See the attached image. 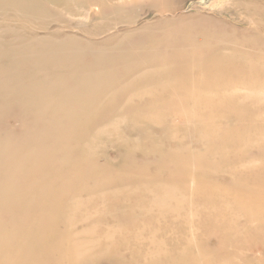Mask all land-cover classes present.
I'll use <instances>...</instances> for the list:
<instances>
[{
	"label": "rangeland",
	"instance_id": "rangeland-1",
	"mask_svg": "<svg viewBox=\"0 0 264 264\" xmlns=\"http://www.w3.org/2000/svg\"><path fill=\"white\" fill-rule=\"evenodd\" d=\"M96 1L97 2L102 1V2H104V4L101 6H97ZM110 1H112V2H110ZM139 1H141V2H139ZM139 1H135L133 3L132 0H123V1H119V0H0V40H1L0 41V43H1L0 44L1 45L0 46V76L3 75L2 78H5V76L10 77L11 79H13V82H15L14 81L15 76L17 75L20 82L24 83L23 85H25V84L34 85L37 83L39 84L40 82L41 83L44 82L45 77L43 75L45 74V72L47 73L50 71L48 74H45L47 76V78H49V75L52 78L54 75L58 76L62 72V71H60V70H62V69H60L61 68L60 65L65 66V63L63 64V62L65 60H63V59L65 57H66L65 59H67L70 56L73 57L74 54H79L80 56L83 55L84 60H83V58H81L83 60V62L82 61H80V62H82V64H87V65H92L95 62L94 60L92 61V59L94 57H96V59H99V57H100V59H102L104 57L110 58V59L111 58L112 59L113 58L114 59H116V58L121 59V57L122 58L126 57V58H128V60L131 59V60L136 62V63H134L133 61H130V64L128 65L127 62H129V61L124 58L125 61L121 62L120 65L117 67V69L113 70V71H115V72H113V76H115V77L112 76V78L110 79V77L107 78V76H105L104 79L102 78L100 83L110 82L111 80L115 79V81H117V84L115 87H111L112 89L106 90L107 92H103L99 96H96V90L99 86L98 83L89 82L88 84L81 86L82 91L83 92L85 91L86 94H84V96H82V98H78L79 96H77L76 101H72L73 102V110L72 111H75V113H76V111L78 110L79 116L73 115V114L69 115V116L65 115L66 112L71 111L70 108L72 106V103L71 104L70 103L63 104L64 102L57 103V102H59L57 100L58 91L52 92L50 95L48 94L49 96H46V97L44 96L42 99L44 100V98H46L47 99V100L45 99L46 101L41 100L42 104H44V105L55 106L54 115H51L48 117L38 116V111L36 112V110H32L31 108H25L22 110H17V108H16L17 105H19L21 103L23 104V101H21V100H23V98L21 97L22 91L19 90V87L22 86L21 83H20L21 85L19 84L20 86H17V88H15L13 90L12 96L4 97L0 93V95H1L0 96V128H1L0 129V132H1L0 133V150L10 149V147H13V148L18 147L19 150H17V151L13 149L14 150L13 157L15 159L17 158L14 161L15 163L18 161V165H22V169L20 172L23 175L21 180L16 179L15 182L13 181L14 182L13 186L16 185V187H14V189L11 191L10 194L7 195L6 198H3L2 194H3V192H5V189L7 188L6 185H8V183H10V182H8V181H10V179L6 178L4 176V174H3L4 178H3V176H2L3 179L0 178V181H1L0 182V202H1L0 203V210H1L0 211V220H1L0 221V225H1L0 226V239L3 237V233L4 234H7V233L12 234L11 238L13 239V240L10 239L9 242L3 248L0 247V251H2V252H0V255H11V254H13L15 247L18 246V247L22 248V245H23V248L28 247V248H30V251H33L35 248L37 249V250L35 249L32 252V253H34L33 255H31L32 253L29 251L28 257H27V259L33 258L34 260H37L38 259L37 257H39L41 255L40 254L41 251L36 247L37 246L36 244L39 243L38 246H40V244H41L40 242L42 240L43 241H46V240L49 241V239L47 237H50L52 235L51 238L54 240L57 239L55 242L59 243L62 251L65 252L66 254H67L68 250L71 251L70 253H68V255L70 256V259H76L75 253H78V252L80 253V250L79 251L77 250L78 252H74L73 249H70V248L68 249L66 247V245H64V244L67 242V240L73 241L77 234L80 236L81 239L78 238L79 236L77 238L83 242H86V241L96 242V239H98V240L99 239H106V237L108 235H110L109 237H112V239H115L117 241L119 239H121V241L127 240V241H130L132 243L134 242V240L136 242L135 238H137L139 235L138 238H140V239L143 238V239L142 240L138 239V240L141 243H142V241L146 242V243L145 242L143 243L142 249L144 247H146V248L151 247L150 248L151 251L154 249L156 250L158 248L162 249V251H166L168 244L172 243V241L173 242H177V241L181 242L179 237L180 238H181V236L183 237L182 233H184V231H187V233L190 234L189 233L190 230H188L189 225H191V226L193 225V231H194V237H193L194 239L190 238L191 243H193L194 245L196 244V245H199L200 247H202L200 249H205L207 247L206 245H204L207 243L206 238H207V231H208L207 230V223L205 220V214H207V202L203 198V195H204L203 193H205L207 191V188L206 189L202 188V187L207 186V185H201L199 183L198 187H197V183H198L199 179H203L205 182L208 181L210 183H212L213 180H210L207 177H203L202 175H199L196 173V175L194 177L196 178L195 180L197 183L194 185V189L196 190L195 192H197V193L192 195L193 197L195 196L194 198L190 194L187 195L184 193L185 187L181 186L182 187L181 188L180 185H177V194L179 196V203L178 204L173 203L170 205L166 201V205L164 204V208L167 211H171V209L176 208L177 205L179 206V208L181 206L180 214L182 216L180 214H179V216L177 215V216H172V217H170L171 215H169V216L165 215L164 217L163 216L160 217L161 223H160L159 218H156L158 216L156 214H153L155 212L154 211L155 210V207H154L155 204L153 205L152 211L149 208V204L151 206L153 203L152 199L149 200L150 198L149 199L147 198L149 193H147L145 196V193L148 191L146 188L149 189L148 184H150V183H151L150 187L155 186L154 188H156V186H157L156 189H158V190H161L163 188L162 190L164 192L169 187V186H166L167 183H169L170 181H173V182L179 181L178 184H181V181L185 178V176H183V174H180V175L178 174L175 177V176H171L172 173L170 175V173H169L170 171L167 172V170L166 171L164 169L162 170L161 161H160L161 155L168 154L169 152H171V149L173 150V148L175 147L174 148V150H175L176 148L179 147V145H181L179 147L181 151L183 149L184 150L190 149V150H193V152H195L197 154V156L201 155L204 148L201 144V141L197 140L199 138H198V133H196V132H199L198 129H200V126H199L198 120H197L199 113L194 112L192 114V116L190 118L193 119L192 120L193 122L190 123V126L188 123L183 124V122H180L178 124V126H179V129H178L179 132L177 134L178 139L176 138L175 140L179 141V139H180L181 141L172 142L171 140H173V139H171L169 137V135L166 133L167 129L165 126H157L153 123H148V122L144 121L146 119L144 117L146 115V113L152 111L151 106H150L151 109L150 108L147 109V106H148L147 103H139L137 101V99H133L131 101H129V99H128L129 97L132 96L133 93H137L142 88L146 87L147 84L136 85L133 88L129 89V91L128 90L122 91L121 87L127 85L130 81H132L134 79V77H131L132 76L131 74L134 71L140 69V67L146 68L147 65H149V62H147L143 58L145 57L146 53H149L150 47L153 44L152 42L156 43L155 45H153V48H152V50H153V49H155L154 46H156L157 43H160L161 41L165 42L164 38L170 39L174 33H180L181 32V34H183L184 36L187 35V36H185L186 38L185 37H183V38L175 37V38H177V41H183L186 39L187 41L191 40V41H194V42L199 43V44H204V45L208 44L207 45V55L210 53L213 54L216 50L217 51L219 50L221 52L223 50V48H229V47L232 48L236 45L235 43H237L238 46L243 45L241 48L244 50H249V51L255 50V53H258L256 51H260V49H258L259 48L258 46L255 49H253V46L250 43L251 39H253L251 34H250L251 35L250 38L244 39V37H243L244 36L243 31L247 29V25H245L244 21H243L244 16H245V15H243L245 13V11H244L245 6L241 2H243L245 0H235L236 2L234 0L233 1L232 0L231 1L230 0H175V1H171L170 4L168 3V6L170 9L167 10V5L165 6V9H166L165 14L161 12V9L159 10V6H157L158 8H156V10L154 9L155 7L154 8L151 7L152 4H155V0H139ZM144 1H145V3H144ZM250 2L253 3V4H251L252 8H255L259 11L262 8L261 11L263 10V7H264V5H263L264 1L263 0H251ZM139 4H141V5H139ZM110 5H112V6H110ZM127 5H129V7H127ZM131 5H133V6H131ZM84 7H87L88 9H92V11H93V13H92L93 15H92V18L90 20L89 19L85 20L84 17L80 16V14L84 13V11L86 10V9H83ZM112 9H113V11H112ZM172 9H173V11H175V10L176 11L173 12ZM103 10H104V12H103ZM150 11H151V13H150ZM239 11L242 14L239 13ZM85 13H86V11H85ZM235 13H237V14H235ZM175 17H177V18H175ZM157 18H161V19H157ZM122 19H123V22L129 23L132 21H137V23L132 25V28H131V25L119 24V23H121ZM218 19H220V20H218ZM163 20H165V21H163ZM118 21H119V23L117 24L116 22H118ZM170 21H171V23H170ZM238 21H241V22H238ZM110 22H112V24ZM147 22H148V24H147ZM157 22L159 24H157ZM228 22L230 24H228ZM163 23L165 25H163ZM239 24H241V25H239ZM154 25H155V27H154ZM99 27L101 29H99ZM109 27H111V28H109ZM172 27H174V28H172ZM126 28L129 30H125ZM150 28H151V30H150ZM175 28L177 29V31L175 30ZM22 29L24 31H22ZM60 29H62L64 31L61 32V31H59ZM144 29H146V30H144ZM154 29H155V31H154ZM228 30H229V33H228ZM257 30L259 32L261 31V33H264V31H263L264 28L263 29L258 28ZM132 31H134V32L132 33ZM126 32H128V33H126ZM165 32H168V34H165ZM97 33H99V35ZM226 33L228 35L230 34L228 36V38H227ZM237 33H239V34H237ZM115 34L116 35L118 34V36H116ZM150 34L151 35L153 34V35L150 36ZM189 35H190V37H188ZM233 35H234V38H233ZM67 36L68 37L70 36L71 38H67ZM239 36H240V38H239ZM19 37H20V39H19ZM137 37H140V39ZM180 37H182V36L180 35ZM236 38H238V39H236ZM35 39H36V41H35ZM88 39H90V40H88ZM137 39H139V41ZM143 39H145L146 41ZM233 40H235V41L237 40V41L234 42ZM31 41H32V43H31ZM131 41H133V42H131ZM12 42H14V43H12ZM134 42H136V43H134ZM137 42H139V43H137ZM238 42H239V44H238ZM209 43H212V44H209ZM217 43H218V45H217ZM233 43H234V46H233ZM126 44H127V46H125ZM16 45H17V47H16ZM101 45H102V47H101ZM110 45H113V46H110ZM122 45H124V46H122ZM13 46H15V48ZM19 46H21V47L18 48ZM25 46H26V48H25ZM39 46H42L43 48H41ZM12 47H13V49H12ZM52 48H54V49H52ZM235 48H236V46H235ZM238 48H240V47H238ZM20 49H21V51H20ZM122 49H124V50H122ZM1 52H3V54H1ZM65 52H67V53H65ZM69 52H70V54H69ZM116 52H117V54H116ZM118 52H119V55H118ZM220 52H218V53H220ZM57 53L60 55L58 56ZM83 53L86 55H84ZM63 54H64V56H61ZM102 54H103V57L101 58ZM120 54H122V55H120ZM52 55L54 57H56L55 55H57L58 57H56L55 60H53L54 58L52 59V57H53ZM72 57L68 58L69 59L68 66H70V61H71V64L73 63V64H76L78 66L79 63L77 62V60L76 61L73 60ZM36 58H38V59H36ZM40 58H42V61ZM46 58H48V59H46ZM35 59H36V62H35ZM59 59H61V61H62L61 63H60ZM31 60H32V62L34 61V63H32ZM43 61H45V62H43ZM55 61H57V62H55ZM85 61H87L88 63ZM39 62H41V64H43V66L42 65L40 66ZM89 62H90V64H89ZM18 65H20V66H18ZM76 65H73V67H76ZM37 66H39V67H37ZM7 69H9V71ZM41 69L43 71H40ZM12 70H14V71L16 70V71L14 72ZM28 71L30 74L28 73ZM11 72H13V73H11ZM42 73H44V74H42ZM53 73H54V75H53ZM79 73L81 74V72H79ZM199 74L200 73H196L195 77H198ZM31 75H34V76H31ZM32 77H35V81L33 80ZM30 78L32 80H30ZM24 80H25V82H24ZM38 80H40V81H38ZM32 81H34V83ZM149 82L151 84H149L148 87L151 88L153 83H152V81H149ZM35 87H37V86H34L33 88H35ZM21 88H23V87H21ZM111 91H113V92L110 94ZM254 92H257V91H254ZM239 93H240V95H245L247 92L240 91ZM111 95L112 96L117 95L118 97H115L113 100H110V98L112 97ZM165 95L169 96V93H167ZM203 95L204 96L207 95L208 97H214L218 94L216 92H209V93H204ZM257 95H259L260 97H264V90H260L255 96H257ZM48 98H50V99H48ZM261 99H264V98H261ZM77 100H79V101L77 102ZM125 100H126V103H125ZM24 104H26V107H27V105L29 103H24ZM58 104H60V105H58ZM137 106H140V107H137ZM144 106H146V108ZM130 108H131V111H132V109H133V111L137 110L136 112L140 113L141 115H138V116H133V115L119 116V114L121 112H126V113L129 112ZM142 108H144V111H142L143 110ZM81 109H83V111H84V112L82 111L83 113L80 112ZM155 112L158 113L157 116H166L168 118L166 120L171 121L172 117L167 116V111L157 109ZM143 114H144V116H143ZM117 117H119V119H117ZM123 117H125V118H123ZM142 117H144V118H142ZM222 117L223 116H220V119ZM114 118L117 120L114 121L115 120ZM120 118H123V120H121ZM224 118L226 119V120H224V122L225 121L228 122V124H230V126H232V127L235 126L236 123H235L234 118H230L227 116H224ZM224 118H222V119H224ZM44 119L47 122H45ZM43 121H44V123H43ZM110 121H112L113 124H112V122L110 123ZM118 121H119L120 125H118ZM108 122H109V124H107ZM232 123H234V124H232ZM21 124H23V125H21ZM114 124H115V127H113ZM224 124H226V123H224ZM26 125H27V127H26ZM99 127L101 128V130ZM142 127H145V128H142ZM117 128H118V130H117ZM116 130H117V132H115ZM33 134H35V135H33ZM38 134L39 135L42 134L43 136L41 137ZM183 134H184V136H183ZM45 135H46V137H45ZM20 136H21V138H19ZM37 136H39L41 138L38 137L39 139L36 140ZM91 136H92V138H91ZM188 136H190V138ZM34 137H36V138H34ZM182 137L185 138V140L181 139ZM187 137L191 141L188 140ZM44 138H46V140ZM52 139H54V140H52ZM20 140H22L23 142H20ZM35 140L36 141L40 140V142L37 143L34 146V148L33 147L29 148V145H30L29 142L31 141L30 143H32V142L35 143L36 142ZM53 142H55V143L53 144ZM85 142H87V143H85ZM134 145H136V146H134ZM165 145H166V147L170 146V148L167 147V149H166ZM185 145H187L188 147L184 148ZM26 147H27V149H25ZM136 148H138V149H136ZM152 148H156V150L152 151L151 153H148L147 150H150ZM194 148H195V151H194ZM67 149H68V151H67ZM29 150L36 151V153H34V154H31L32 152L27 153V151H29ZM166 151H167V153H165ZM160 152H162V153H160ZM117 154H119V155H117ZM135 154H137L138 156ZM130 155L132 158L129 157ZM151 155H153V156L151 157ZM151 158H153V160L150 161ZM63 160H65V161H63ZM146 161H148L149 164H148V162L146 164ZM115 162H117V163H115ZM132 162H133V164H132ZM144 162H145V164H144ZM129 163H131L132 166ZM139 164H141V166ZM76 165H77V167H76ZM142 165L144 167L143 170L145 172L142 170V168H143ZM148 165H150V166H148ZM156 165L159 167V169L156 168ZM128 166L129 167L131 166V167L129 168ZM136 167H138V169L139 168L141 169L140 172L138 171V169H136ZM153 167H155V168H153ZM0 168H1L0 171H2V173H3L4 169L6 168V164L3 161L1 155H0ZM50 168H52V169H50ZM83 168H84V170H83ZM108 168H110L111 171ZM146 168H148V169H146ZM170 168H173V167H170ZM131 169L134 171H131ZM149 169L150 170L156 169L157 174H160V177L155 178L156 172L153 171L155 173L154 174L153 172L149 171ZM106 170L110 171L109 172L110 176L107 177V179H109L108 181H107L106 177H104L108 173ZM54 171L56 173H54V175H52V173ZM88 171H89V173H87ZM115 171H117V172L115 173ZM159 171L161 173L163 171L164 175H162L163 173L161 174ZM82 172H84V173H82ZM151 173H152V175H151ZM39 174L42 177L40 176V178H39ZM72 174L75 177L74 176L72 177ZM133 174H135V176H133ZM136 174H140L143 178L145 176L146 180L149 182H145V179H143L142 177L140 178V176L136 175ZM153 175H154V177H152ZM43 176L46 177V179L43 178ZM50 176H51V178H50ZM79 176H82V178H80ZM137 176H138V178H137ZM162 176L163 177L165 176L164 179ZM48 177H49V179H48ZM54 177H56V178L54 179ZM100 177L102 178V180L105 178L103 180V184L101 183L102 180ZM5 178L8 180L6 181ZM147 178H149V179L152 178V179L149 180ZM64 179H66V180H64ZM155 179H156V181H159L160 179H162V180H164V183L162 180H161L162 182L161 181L155 182ZM165 179H166V182H165ZM56 180H57V182H55ZM41 181H42V183H41ZM75 181L80 182V184H76ZM91 181L94 182V184ZM140 181L142 182L143 185L140 183ZM151 181L154 183H152ZM215 181H217V180L215 179ZM59 182L60 183L62 182L61 185L59 184ZM99 183H100V185H99ZM86 184L88 187L86 186ZM77 185H78V187H76ZM83 185H85L86 187ZM128 185L131 186V189L129 188ZM23 186H24V188H23ZM56 186H58V188ZM100 186H101V189L99 188ZM123 186H125V187H123ZM143 186H146V187H143ZM49 187H51V188H49ZM79 187H80V189H79ZM113 187H114V191L117 192L119 190L118 194H120V195H118L114 191H113V193H115L116 195L113 193L112 194L110 193V190H113L112 189ZM117 187H119V189ZM40 188H41V190H40ZM46 188H47V190H46ZM83 188H84V190H83ZM134 188L136 190L137 189L138 190L133 191V190H135ZM178 188H180V189H178ZM198 188H201V189L199 190ZM63 189L65 190V192ZM76 189H78V190H76ZM81 189H82V191H80ZM181 189H184V190H181ZM57 190H59V191H57ZM74 190L77 192H75ZM107 190H109V191H107ZM95 191H97V192H95ZM102 191L107 192L106 194L109 193V195L106 196L105 193H103ZM142 191H144V192H142ZM56 192H58V193L62 192L61 194L64 193L65 199H64V197H62V195L60 197V194H56ZM72 192H75V193H73L74 195L72 194ZM120 192H122V194ZM96 193H97L98 199L95 198ZM136 193H138V194H136ZM76 194L77 195L79 194V196H77ZM134 194H136V196H134ZM70 195H73L74 197L70 196ZM89 195H92V196H89ZM113 195H115V198ZM23 196L24 197L26 196L25 199L27 198V200L25 201L26 206H25L24 202L21 203L23 200H25V199H22V198H24ZM88 196H89V198H88ZM142 196H143V198H142ZM161 196H164V194H162ZM31 197L34 201H30ZM46 197H47V199H46ZM70 197H73L72 198L73 200H71V203L69 204L70 200H68V199H71ZM76 197H77V202H79V200H80L79 203H81V204L83 203V205L85 207L79 208V206H83V205H81V204L78 205L79 203L76 202ZM79 197L81 199H79ZM90 197L94 198L95 200L94 199L92 200ZM103 197H104V199H103ZM83 198H85V200H83ZM197 198L201 202L199 200H197ZM60 199H62V200L60 201ZM87 200L89 202H87ZM90 200H92L93 202ZM35 201H36V204H35L36 206L32 207V205H34L33 203H35ZM72 201H74V202H72ZM101 201H102V204H101ZM192 201H193L194 205H193ZM15 202L20 203V205L15 204ZM29 202H33V203H29ZM53 202H54V204H53ZM72 203H73V205H72ZM22 204H24V205L22 206ZM16 205H18V206H16ZM41 205L42 206L44 205V207L47 208V211ZM57 205H58V207H57ZM103 205H104V207H103ZM183 205H185V206H183ZM27 206H29V207H27ZM37 206H41V208H43V212H42V209L40 207H37ZM47 206H49V208ZM196 206H197V208H196ZM53 207L61 208V211L57 208L55 211V208L53 209ZM102 207H103V209H102ZM192 207H193V209H192ZM39 208H40V210H39ZM68 208H70V209H68ZM185 208L188 211L185 210ZM4 209H6V210H4ZM7 209H8V212H6ZM78 209H82V210H80L81 212ZM95 209H96V211H95ZM97 209H99V210H97ZM199 209H200L201 214L199 212ZM3 210H4V213L2 212ZM62 210H64V211L62 212ZM147 210H149L152 214L148 215L149 211H147ZM201 210H203V213ZM44 211H45V213H44ZM54 211H55V213L52 214V212H54ZM71 211L73 214H69ZM82 211L83 212L87 211L88 214H87V212H84L85 215H84V213L82 215ZM182 211H184V213ZM47 212H49L48 213L49 215L48 214L46 215ZM57 212H58V214H56ZM80 213L82 216L80 215ZM91 213L94 216L89 215ZM145 213H148V214L146 216H143V215H145ZM198 213H199V215H197ZM54 214H56V215H54ZM191 214H192V217H191ZM68 215H73V216H68ZM28 216H29V218H28ZM67 216H68V219H67ZM1 217H3V221H2ZM80 217H83V218L80 219ZM173 217H174V219H173ZM144 218H146V220L147 219L148 220L146 221ZM162 218H164V219L167 218L169 220L166 221V219L164 220ZM191 218L194 219V221H195V219H197V220L195 222H193V220ZM87 219H89L88 223L86 222ZM143 219L145 220L146 223L143 221ZM179 219H181L180 221H182V222H184V219H185V222L182 224L180 221H177ZM42 220H45V222L47 221V222H51V223L53 220V224H54V220L58 221V223L55 222L56 223L55 226H56V228L58 227L57 230L59 231V233H60V231L64 230V227L68 232L66 230H65L66 233H65V231L64 232L62 231V233H63V235H65V237L62 234L60 235L61 237H58L59 234L56 235L57 231L54 232V231L49 230L50 232H48V231H46L47 229L46 230L44 229V231H43V228L41 229V232H40V228L45 225V222L40 223V221H42ZM132 220H134L135 223ZM155 220H156V225L154 223ZM172 220H174V222ZM22 221H23V223H22ZM60 221H61V223H63L62 226H61V223L59 224ZM65 221L67 223H69L68 226H67ZM74 221H76V222H74ZM163 221L165 224L163 223ZM1 222L5 223V224L3 225V223H1ZM12 222H14V223H12ZM77 222H78V224H77ZM81 222H82V225H80ZM91 222H92V224H91ZM150 222L152 224L153 223L154 224L153 225L149 224ZM175 222L179 223V225H180V223L182 224L179 226L181 228V231H180V228L178 226L175 227V225H176ZM101 223L104 227L107 224L108 225L104 228L101 225ZM124 223L126 224V226L124 225ZM131 223L133 225H129ZM136 223H138L137 224L138 226L135 225ZM11 224H13L14 227ZM53 224H51V225H53ZM74 224H76V225H74ZM97 224H98V227L96 226ZM119 224H122V226H123V227L121 226L122 231H120L121 229H119V227H120ZM184 224H185V226H184ZM116 225H117V227H116ZM146 225H147V228H149L148 230L144 229V228H146ZM59 226L61 229L59 228ZM85 226H87V227H85ZM113 226H114V228H113ZM154 226L157 228H155ZM164 226L165 227L171 226V227H169V230H171V232L168 229L164 230L165 229ZM12 227L14 230L11 229ZM99 227H101V228H99ZM25 228H26V230H25ZM74 228H77L78 230H76ZM86 228H87V230H86ZM174 228L176 231L174 230ZM7 229H9V230H7ZM73 229H74V231L76 230L75 233H73L74 232ZM116 229H118L117 230V232L119 231L118 233L115 231ZM152 229L153 230L156 229L158 232L156 230L153 231ZM160 229L165 231V232L164 233L161 232ZM93 230H96V231L94 232ZM145 230H147L146 233H145ZM149 230H151L150 231L151 233L148 232ZM35 231L39 232V233L37 234V233H35ZM127 231H128V233H127ZM132 231L134 233H131ZM173 231L175 232V234H173L174 233ZM15 232L17 233V235H15L16 234ZM42 232H44L46 234L48 232L47 235H49V236L41 235V234H43ZM81 232H83V233H81ZM123 232L125 234H127L126 236H128V238L125 237V234ZM68 233H70L71 237L68 236L69 235ZM101 233H103V234H101ZM129 233H131V234H129ZM165 233H166V235H163ZM176 233H180L181 235L176 234ZM1 234H2V237H1ZM34 234H37V235L40 234L39 237L41 239L44 237L45 239L41 240L37 235H35L36 237L33 236ZM94 234H96L97 236ZM121 234H124V235L121 236ZM148 234H150V235H148ZM157 234H159V235H157ZM171 234H173V235L171 236ZM25 235H27L25 238L29 239V240L27 239V241H29L28 243H31L33 241L32 242L33 247H35L34 249L32 248L33 250H31V247H32L31 244H28L27 241H25L26 239L23 240ZM30 235H31V237H30ZM54 235L57 236L56 239L54 238ZM88 235H91L92 237L88 236ZM98 235H99V237H98ZM118 236H120V238ZM134 236H137V237H134ZM144 236H145V238H144ZM167 236H168V240L172 237L171 241L167 240L165 242V240L167 239ZM174 236H176V237L179 236V237H178V239L175 237L177 239V240H175L173 238ZM18 237L21 238V240ZM198 237H199V239H198ZM15 238H17V239H15ZM34 238L35 239L39 238L40 240L39 239H37V240L40 242L37 243L36 240L34 241ZM68 238H71V239H68ZM84 238H89V239H84ZM108 238H107V240H108ZM122 238H124V239H122ZM52 239L49 242H51V241L54 242V240H52ZM154 239H156V241ZM115 240H112V241L114 243H116L117 241H115ZM196 240H198V241H196ZM21 242H22V244H21ZM77 242L80 243V241H78V240H77ZM140 242H137V243H140ZM148 243H150L151 246L147 245ZM19 244H21V245L19 246ZM100 245H99V247H101L100 251H99L100 248H97V246L94 245L95 249L91 250V251H93L92 252L93 255H92V253H89V254H91V256L89 254H81L80 253L81 257L78 259V261L79 260L80 261L77 264H81V261H82V264H87V263L88 264H97L98 262H99L98 264H116L110 260L108 261V260L103 259V257H104L103 254L106 253L104 250L107 249L106 247H109V246L104 244V243H102ZM102 245H104V246L102 247ZM132 245H134V244H132ZM144 245H146V246H144ZM65 248H67L68 250ZM8 249L11 251H9ZM3 250H5V251H3ZM37 251H39V253ZM29 253H31V254H29ZM34 255H35L36 259H35V257H33ZM84 255H88V257L84 256ZM144 255H145V252H144L143 257L149 256L150 254H147L145 256ZM90 257H91V259H89ZM50 258H52V257H50ZM50 258H49V260H50ZM90 260H92V261H90ZM84 261H86V262H84ZM50 262H52V261L50 260ZM45 263L46 262L44 260V264ZM66 263H67V260H66ZM26 264H32V262H28ZM48 264H49V262H48Z\"/></svg>",
	"mask_w": 264,
	"mask_h": 264
},
{
	"label": "bare ground",
	"instance_id": "bare-ground-1",
	"mask_svg": "<svg viewBox=\"0 0 264 264\" xmlns=\"http://www.w3.org/2000/svg\"><path fill=\"white\" fill-rule=\"evenodd\" d=\"M119 1H123V0H119ZM133 3L135 1H139V0H132ZM171 1H175V0H155V4H152V8H154L156 10V8H158L157 6H159V10L161 9V12L165 14V6L167 5V10L170 9L168 6V3L170 4ZM231 1V0H230ZM233 1V0H232ZM235 1V0H234ZM251 0H245L241 3L244 4V8H245V13L243 15L244 16V24L247 25V29L243 31L244 33V39L250 38L251 35L253 37V39H251V45L253 46V49H255L257 46L259 47L258 49H260V51H256L258 53H255V50L249 51V50H244L241 47L243 45H237V43H235L236 48L233 46L232 48H223V50L220 52L219 50L215 51L213 54H208L207 55V45L204 44H199L196 43L194 41H187L185 38V36L187 35H183L180 33H174L170 39L164 38L165 42L161 41L160 43H157L155 47V49L152 50L153 45H155L156 43L152 42V46L150 47V51L149 53L145 54V57L143 58L144 60H146L147 62H149V65H147L146 68L144 67H140V69L134 71L131 75V77H134V79L132 81H130L127 85L121 87L122 91L124 90H128L133 88L136 85H146V87L142 88L140 91H138L137 93H133L131 97H129V101L133 100V99H137V101L139 103H147V109L150 108V106L152 107V111L150 112H145L146 115L143 116L146 118L144 121L148 122V123H153L157 126H165L167 129V134L169 135V137L173 140H171L172 142L174 141H178L175 140L178 134V129L179 126L178 124L180 122H183V124L188 123L190 126V123H192L193 119L190 118L192 116V114L195 112L199 113V116L197 117L198 120V124L200 126V129H198L199 132L198 133V138L197 140L201 141V144L203 146V151L201 153V155L197 156V154L195 152H193V150L190 149H186V150H180V146L178 148H176L174 150L171 149V152H169L166 155H161V166H162V170L164 169L165 171L167 170L170 171V175L172 173L171 176H175L176 175H180L183 174V176H185V178L181 181V184H178L179 181H170L169 183L166 184V186H169L164 192H163V188L161 190H158L154 187H150L151 183L148 184L149 189L146 188L148 191L145 193V196L147 193L148 194V199L149 200H153L152 205L150 206L149 204V208L152 211L153 205L155 204V212L153 214H156L160 220V217H164L171 215L172 216H179L180 214V208L177 205L176 208L171 209V211H167L164 208V204L166 205V201L171 205L173 203H179V196L177 194V185H180V187H185V194H190L191 196L197 192H195L196 190L194 189V185L197 183L196 182V178L194 177L197 174L202 175L203 177H207L210 180H213L212 183L210 182H205L203 179H199L198 183H197V187L198 184L200 183L201 185H207L204 186L202 188H207V191L205 193H203V198L205 199V201L207 202V214H205V220L207 223V243L204 244L207 247L205 249H200L202 247H200L199 245H194L193 243H191L190 238L194 237V231H193V225H187L188 226V230L190 234L187 233V231H184L183 237L181 236V238L179 236H174L173 238L175 240L180 239L181 242H173L168 244L166 251H162V249L158 248V249H154V250H150L151 247H143V243L145 241H142V243L138 240L140 238L139 235L134 236L137 237L136 242L134 240V242H130V241H125L119 239L118 241L115 239H112V237H109L110 235H108L106 237V239H96V242L94 241H86L83 242L79 239L80 236L77 234L75 237V241H71V240H67V242L64 244L66 245V247L69 249H73L74 252H78L80 250L81 254H89L92 253L95 247L94 245L97 246V248H100L99 251L101 250V247H99L100 244L104 243L106 245H108L109 247H106L107 249H105L104 251L106 252L105 254H103V259L105 260H110L113 263L116 264H264V97H260L259 95L255 96L260 90H264V33H261V31L259 32L257 29L264 28V7L263 10L260 11L252 8ZM264 1V0H263ZM97 2V1H96ZM112 2V1H110ZM141 2V1H139ZM152 2V1H151ZM236 2V1H235ZM125 3V2H124ZM130 3V2H129ZM145 3V1H144ZM143 3V4H144ZM104 2L102 1H98L97 2V6H101L103 5ZM115 4V3H114ZM121 4V3H120ZM126 4V3H125ZM230 4V3H229ZM260 4V3H259ZM117 5V4H116ZM138 5V4H137ZM141 5V4H139ZM264 5V4H263ZM112 6V5H110ZM126 6V5H125ZM133 6V5H131ZM135 6V5H134ZM106 7V6H105ZM108 7V6H107ZM127 7H129V5H127ZM171 7V6H170ZM254 7V6H253ZM150 8V7H149ZM258 8V7H257ZM83 9H86V13L84 11V13L80 14L81 17H84L85 20H90L92 18V9H88L87 7H84ZM138 9V8H137ZM175 9V8H174ZM111 10V9H110ZM109 10V11H110ZM154 10V11H155ZM158 10V11H159ZM184 10V9H183ZM113 11V9H112ZM173 11V9H172ZM176 11V10H175ZM173 11V12H175ZM234 11V10H233ZM104 12V10H103ZM134 12V11H133ZM180 12V11H179ZM237 12V11H236ZM151 13V11H150ZM158 13V12H157ZM238 13V12H237ZM235 13V14H237ZM239 13H241L239 11ZM143 14V13H142ZM161 14V13H160ZM175 14V13H174ZM177 14V13H176ZM234 14V15H235ZM242 14V13H241ZM147 15V14H146ZM155 15V14H154ZM159 15V14H158ZM162 15V14H161ZM239 15V14H238ZM118 16V15H117ZM116 16V17H117ZM145 16V15H144ZM150 16V15H149ZM148 16V17H149ZM169 16V15H168ZM172 16V15H171ZM176 16V15H175ZM241 16V15H240ZM143 17V16H142ZM170 17V16H169ZM181 17V16H180ZM242 17V16H241ZM162 18V17H161ZM161 18H157V19H161ZM177 18V17H175ZM135 19V18H134ZM133 19V20H134ZM163 19V18H162ZM182 19V18H181ZM215 19V18H214ZM241 19V18H240ZM147 20V19H146ZM166 20V19H165ZM163 20V21H165ZM220 20V19H218ZM108 21V20H107ZM149 21V20H148ZM155 21V20H154ZM224 21V20H223ZM233 21V20H232ZM144 22V21H143ZM241 22V21H238ZM112 24V22H110ZM117 24L119 23L116 22ZM135 23H137V21H132V22H123V19L121 20V23L119 24H128L134 25ZM140 23V22H139ZM171 23V21H170ZM223 23V22H222ZM236 23V22H235ZM148 24V22H147ZM151 24V23H150ZM157 24H159L157 22ZM185 24V23H184ZM228 24H230L228 22ZM2 25V24H1ZM38 25V24H37ZM143 25V24H142ZM146 25V24H145ZM163 25H165L163 23ZM171 25V24H170ZM177 25V24H176ZM175 25V26H176ZM241 25V24H239ZM238 25V26H239ZM94 26V25H93ZM137 26V25H136ZM167 26V25H166ZM178 26V25H177ZM135 27V26H134ZM155 27V25H154ZM181 27V26H180ZM3 28V27H2ZM111 28V27H109ZM125 28V27H124ZM130 28V29H131ZM166 28V27H165ZM174 28V27H172ZM179 28V27H178ZM227 28V27H226ZM6 29V28H5ZM97 29V28H96ZM99 29H101L99 27ZM98 29V30H99ZM136 29V28H135ZM161 29V28H160ZM3 30V29H2ZM20 30V29H19ZM39 30V29H38ZM112 30V29H111ZM125 30H129V29H125ZM140 30V29H139ZM142 30V29H141ZM146 30V29H144ZM151 30V28H150ZM167 30V29H166ZM175 30L177 31V29L175 28ZM174 30V31H175ZM227 30V29H226ZM21 31V30H20ZM22 31H24L22 29ZM59 31H64L62 29H60ZM86 31V30H85ZM114 31V30H113ZM112 31V32H113ZM155 31V29H154ZM173 31V32H174ZM237 31V30H236ZM264 31V30H263ZM98 32V31H97ZM100 32V31H99ZM134 31H132L133 33ZM5 33V32H4ZM115 33V32H114ZM123 33V32H122ZM128 33V32H126ZM229 33V30H228ZM232 33V32H231ZM99 35V33H97ZM110 34V33H109ZM140 34V33H139ZM144 34V33H143ZM146 34V33H145ZM163 34V33H162ZM165 34H168V32H165ZM172 34V33H171ZM182 37H180V35ZM225 34V33H224ZM227 34V33H226ZM239 34V33H237ZM251 34V35H250ZM39 35V34H38ZM87 35V34H86ZM116 35V34H115ZM114 35V36H115ZM124 35V34H123ZM127 35V34H126ZM147 35V34H146ZM153 35V34H152ZM150 34V36H152ZM159 35V34H158ZM223 35V34H222ZM230 35V34H229ZM227 34V38L229 36ZM250 35V36H249ZM63 36V35H62ZM71 36V35H70ZM67 38H71V37ZM109 36V35H108ZM118 36V34L116 35ZM149 36V35H148ZM149 36V37H150ZM155 36V35H154ZM153 36V37H154ZM170 36V35H169ZM168 36V37H169ZM238 36V35H237ZM76 37V36H75ZM80 37V36H79ZM127 37V36H126ZM156 37V36H155ZM174 37V38H173ZM183 38L185 37L183 41H177V38ZM190 37V35L188 36ZM187 37V38H188ZM193 37V36H192ZM200 37V36H199ZM63 38V37H62ZM84 38V37H83ZM140 39V37H137ZM207 38V37H206ZM226 38V39H227ZM234 38V35H233ZM240 38V36H239ZM12 39V38H11ZM17 39V38H16ZM20 39V37H19ZM34 39V38H33ZM42 39V38H41ZM45 39V38H44ZM58 39V38H57ZM64 39V38H63ZM85 39V38H84ZM120 39V38H119ZM118 39V40H119ZM134 39V38H133ZM139 39H137L139 41ZM146 39V38H145ZM143 39V40H145ZM238 39V38H236ZM3 40V39H2ZM5 40V39H4ZM86 40V39H85ZM90 40V39H88ZM155 40V39H154ZM1 41V40H0ZM17 41V40H16ZM15 41V42H16ZM36 41V39H35ZM103 41V40H102ZM141 41V40H140ZM146 41V40H145ZM228 41V40H227ZM234 42H236L235 40H233ZM29 42V41H28ZM70 42V41H69ZM101 42V41H100ZM118 42V41H117ZM128 42V41H127ZM126 42V43H127ZM133 42V41H131ZM130 42V43H131ZM142 42V41H141ZM140 42V43H141ZM248 42V41H247ZM14 43V42H12ZM30 43V42H29ZM32 43V41H31ZM38 43V42H37ZM43 43V42H42ZM47 43V42H46ZM116 43V42H115ZM136 43V42H134ZM139 43V42H137ZM226 43V42H225ZM232 43V42H231ZM1 44V43H0ZM212 44V43H209ZM239 44V42H238ZM32 45V44H31ZM39 45V44H38ZM114 45V44H113ZM110 45V46H113ZM116 45V44H115ZM216 45V44H215ZM218 45V43H217ZM1 46V45H0ZM3 46V45H2ZM34 46V45H33ZM90 46V45H89ZM99 46V45H98ZM124 46V45H122ZM127 46V44L125 45ZM130 46V45H129ZM227 46V45H226ZM231 46V45H230ZM4 47V46H3ZM10 47V46H9ZM15 48V46H13ZM12 47V49H13ZM17 47V45H16ZM21 46H19L18 48H20ZM38 47V46H37ZM41 48H43L42 46H39ZM102 47V45H101ZM140 47V46H139ZM212 47V46H211ZM240 47V48H238ZM24 48V47H23ZM26 48V46H25ZM122 48V47H121ZM130 48V47H129ZM128 48V49H129ZM141 48V47H140ZM11 49V48H10ZM45 49V48H44ZM54 49V48H52ZM127 49V50H128ZM133 49V48H132ZM246 49V48H245ZM49 50V49H48ZM124 50V49H122ZM126 50V49H125ZM21 51V49H20ZM24 51V50H23ZM29 51V50H28ZM34 51V50H33ZM47 51V50H46ZM54 51V50H53ZM26 52V51H25ZM37 52V51H36ZM141 52V51H140ZM220 52V53H218ZM8 53V52H7ZM27 53V52H26ZM67 53V52H65ZM75 53V52H74ZM80 53V52H79ZM89 53V52H88ZM107 53V52H106ZM105 53V54H106ZM122 53V52H121ZM1 54H3V52H1ZM29 54V53H28ZM70 54V52H69ZM81 54V53H80ZM84 54V53H83ZM99 54V53H98ZM117 54V52H116ZM134 54V53H133ZM48 55V54H47ZM51 55V54H50ZM57 55L59 56L60 54L57 53ZM57 55H55L56 57H58ZM72 55V54H71ZM82 55V54H81ZM86 55V54H84ZM108 55V54H107ZM119 55V52H118ZM122 55V54H120ZM2 56V55H1ZM22 56V55H21ZM53 56V55H52ZM61 56H64L61 55ZM70 56V55H69ZM101 56V55H100ZM105 56V55H104ZM113 56V55H112ZM115 56V55H114ZM137 56V55H136ZM35 57V56H34ZM41 57V56H40ZM44 57V56H43ZM56 57H52L53 60H55ZM68 57V56H67ZM72 56L68 57L71 58ZM103 57V54L101 56V58ZM124 57V56H123ZM130 57V56H129ZM49 58V57H48ZM46 58V59H48ZM66 58V57H65ZM63 59L65 60L63 62L64 65H60L62 71L58 76L57 75H53V78L50 77L47 78V76L45 74H48L49 72H45L42 73L44 74L43 76L45 77L44 82H40L39 84H34V85H29V84H25L20 82L18 76H15V82H13V79H11L10 77H6L2 78V76H0V93L1 95H3L4 97H8V96H12V92L15 88H17V86H20L22 84L21 87H19V90H21V97L23 98V104H19L17 105V110H22L25 108H31L32 110H36V112L38 111V116L40 117H48L51 115H54V110H55V106H48V105H44L42 104V101H44L46 98H44V100L42 99L44 96H49L52 92H57L58 91V98L57 100L59 102L57 103H61L64 102L63 104H68V103H72L71 106V111L66 112L65 115L69 116V115H78L79 116V111L77 110L76 113L73 110V102L72 101H76V97L79 96L78 98H82V96H84V94H86V92L82 91V87L85 84H88L89 82H94V83H98L99 86L96 90V96H99L100 94H102L103 92H107L106 90H110L112 89L111 87H115L117 84V81H115V79L111 80L110 82H106V83H100L102 78L104 79L105 76H107V78L110 77V79L113 76V70L117 69V67L120 65L121 62H124L125 59L128 60V58L124 57L121 59L120 58H116V59H110V58H102L100 59H96V57H94L92 59V61L94 60L95 62L92 65H87V64H82L84 58L83 55L80 56L79 54H74V56L72 57L73 60H77V62L79 63V65L77 66L76 64H71L70 61V66H68V62L69 59ZM83 58V60L81 59ZM131 58V57H130ZM38 59V58H36ZM35 59V62H36ZM42 61V58H40ZM72 60V61H73ZM48 61V60H47ZM60 63L62 62L61 59H59ZM82 61V62H80ZM129 62L128 65L130 64V61H133L131 59L128 60ZM24 62V61H23ZM32 62V60H31ZM45 62V61H43ZM49 62V61H48ZM57 62V61H55ZM87 62V61H85ZM134 63H136L135 61H133ZM199 62V63H198ZM34 63V61L32 62ZM77 63V64H78ZM88 63V62H87ZM126 63V64H127ZM36 64V63H35ZM40 66L43 64H41V62H39ZM50 64V63H49ZM53 64V63H52ZM90 64V62H89ZM34 65V64H33ZM32 65V66H33ZM73 65H76V67H73ZM133 65V64H132ZM20 66V65H18ZM36 66V65H35ZM59 66V67H60ZM29 67V66H28ZM39 67V66H37ZM18 68V67H17ZM16 68V69H17ZM21 68V67H20ZM19 68V69H20ZM41 68V67H40ZM44 68V67H43ZM53 68V67H52ZM9 71V69H7ZM34 70V69H33ZM7 71V72H8ZM14 71V70H12ZM16 71V70H15ZM14 71V72H15ZM40 71H43L42 69ZM45 71V70H44ZM47 71V70H46ZM81 72V74L79 72ZM123 71V70H122ZM6 72V71H5ZM18 72V71H17ZM34 72V71H33ZM13 73V72H11ZM29 73V71H28ZM196 73H200L198 77H195ZM5 74V73H4ZM30 74V73H29ZM21 75V74H20ZM26 75V74H25ZM35 75V74H34ZM31 75V76H34ZM30 76V77H31ZM52 76V75H51ZM115 77V76H113ZM10 78V79H9ZM33 80L35 81V77H32ZM106 78V79H107ZM109 79V80H110ZM30 80H32L30 78ZM29 80V81H30ZM27 81V80H26ZM34 81H32L34 83ZM40 81V80H38ZM149 81H152L153 85L151 88L148 87L149 84H151ZM25 82V80H24ZM31 82V83H32ZM48 82V83H47ZM149 82V83H148ZM21 83V84H20ZM20 84V85H19ZM34 86H37L35 88H33ZM120 89V90H121ZM39 91V92H38ZM240 91H245L247 92L245 95H240ZM257 91V92H254ZM113 91L110 92V94ZM209 92H216L218 95L214 96V97H208L207 95H203L204 93H209ZM263 92V91H262ZM169 93V96H166L165 94ZM49 94V95H48ZM0 95V96H1ZM109 95V94H108ZM107 96V95H106ZM112 96V95H111ZM115 97H118L117 95L112 96L110 98V100H113ZM50 99V98H48ZM42 100V101H41ZM47 100V99H46ZM45 100V101H46ZM80 100V99H79ZM77 100V102L79 101ZM104 101V100H103ZM48 102V101H47ZM46 102V103H47ZM24 103H29L26 107V104ZM49 103V102H48ZM126 103V100H125ZM50 105V104H49ZM60 105V104H58ZM126 105V104H125ZM123 106V105H122ZM58 107V106H57ZM60 107V106H59ZM140 107V106H137ZM136 107V108H137ZM146 108V106H144ZM77 108V107H76ZM123 108V107H122ZM133 108V107H132ZM144 111V108H142ZM151 109V108H150ZM165 110L167 111V116L172 117L171 121L166 120L168 119L166 116H157L158 113H156V110ZM121 110V109H120ZM83 109L80 110V112H82ZM137 111V110H136ZM136 111H131V108L129 109V112H121L119 114V116H127V115H133V116H138L141 115L140 113L136 112ZM84 112V111H83ZM82 112V113H83ZM163 112V111H162ZM143 113V112H142ZM166 113V112H165ZM166 115V114H165ZM220 116H223L222 118H224V116L230 117V118H234L235 120V126H230V124H228V122H224V119H220ZM113 117V116H112ZM142 117V118H144ZM116 118V117H115ZM114 118V119H115ZM125 118V117H123ZM123 118H120L121 120H123ZM113 119V120H114ZM117 119H119V117H117ZM117 119H115L114 121H116ZM45 121V119H44ZM43 121V123H44ZM84 121V120H83ZM140 121V120H139ZM196 121V120H195ZM34 122V121H33ZM47 122V121H45ZM112 121H110L111 123ZM141 122V121H140ZM139 122V123H140ZM123 123V122H122ZM226 123V124H224ZM35 124V123H34ZM105 124V123H104ZM103 124V125H104ZM109 124V122L107 123ZM113 124V122H112ZM234 124V123H232ZM23 125V124H21ZM32 125V124H31ZM74 125V124H73ZM118 125L119 121H118ZM35 126V125H34ZM43 126V125H42ZM50 126V125H49ZM27 127V125H26ZM115 127V124L114 126ZM44 128V127H43ZM51 128V127H50ZM76 128V127H75ZM100 128V127H99ZM98 128V129H99ZM109 128V127H108ZM107 128V129H108ZM119 128V127H118ZM117 128V130H118ZM145 128V127H142ZM1 129V128H0ZM49 129V128H48ZM97 129V130H98ZM104 129V128H103ZM106 129V128H105ZM114 129V128H113ZM45 130V129H44ZM101 130V128H100ZM117 130L115 132H117ZM120 130V129H119ZM192 130V129H191ZM42 131V130H41ZM163 131V130H162ZM176 131V132H175ZM52 132V131H51ZM148 132V131H147ZM191 132V131H190ZM1 133V132H0ZM30 133V132H29ZM37 133V132H36ZM45 133V132H44ZM98 133V132H97ZM155 133V132H154ZM161 133V132H160ZM192 133V132H191ZM20 134V133H19ZM35 135V134H33ZM37 135V134H36ZM39 135V134H38ZM128 135V134H127ZM189 135V134H188ZM196 135V134H195ZM39 136H43L42 134ZM37 136L34 137L37 139L41 138ZM184 136V134H183ZM39 137V138H38ZM46 137V135H45ZM190 138V136H188ZM187 137V139H188ZM21 138V136L19 137ZM92 138V136H91ZM31 139V138H30ZM33 139V138H32ZM46 140V138H44ZM183 140H185V138H181ZM35 140V141H36ZM54 140V139H52ZM95 140V139H94ZM190 140V139H188ZM195 140V139H194ZM16 141V140H15ZM32 141V140H31ZM30 141V142H31ZM48 141V140H47ZM179 141H181L179 139ZM178 141V142H179ZM191 141V140H190ZM199 141V142H200ZM20 142H23L22 140H20ZM29 142V148L33 147L40 142V140L36 141L35 143ZM56 142V141H55ZM53 142V144L55 143ZM96 142V141H95ZM8 143V142H7ZM52 143V142H51ZM87 143V142H85ZM6 144V143H5ZM17 144V143H16ZM25 144V143H24ZM132 144V143H131ZM20 145V144H19ZM52 145V144H51ZM133 145V144H132ZM195 145V144H194ZM7 146V145H6ZM54 146V145H53ZM136 146V145H134ZM172 146V145H171ZM42 147V146H41ZM166 147V145H165ZM168 147V146H167ZM166 147V149H167ZM188 146L185 145L184 148H187ZM48 148V147H47ZM170 148V146L168 147ZM19 150L18 147L17 148H13L10 147V149H6V150H0V155L2 156L3 161L6 164V168L4 169L3 173L2 171H0V178H2L3 174L6 178H9L10 183H8L7 188L5 189V192H3L2 196L3 198H6L8 194L11 193V191L14 189L15 186H13L14 182L16 179H22L23 175L20 172L22 169V165H18V161L15 163L14 161L17 159H15L13 157L14 155V150ZM27 149V147L25 148ZM78 149V148H77ZM138 149V148H136ZM193 149V148H192ZM202 149V148H201ZM156 148H152L150 150H147L148 153H151L152 151H155ZM68 151V149H67ZM70 151V150H69ZM94 151V150H93ZM195 151V148H194ZM34 154L36 153V151L33 150H29L27 151V153ZM121 153V152H120ZM162 153V152H160ZM167 153V151L165 152ZM56 154V153H55ZM61 154V153H60ZM59 154V155H60ZM68 155V154H67ZM87 155V154H86ZM91 155V154H90ZM119 155V154H117ZM134 155V154H133ZM137 155V154H135ZM159 155V154H158ZM138 156V155H137ZM143 156V155H142ZM148 156V155H147ZM153 155H151L152 157ZM60 157V156H59ZM131 157V155L129 156ZM150 157V156H149ZM158 157V158H159ZM56 158V157H55ZM132 158V157H131ZM134 158V157H133ZM61 159V158H60ZM75 159V158H74ZM143 159V158H142ZM57 160V159H56ZM55 160V161H56ZM131 160V159H130ZM153 160V158L150 159V161ZM65 161V160H63ZM112 161V160H111ZM132 161V160H131ZM54 162V161H53ZM128 162V161H127ZM130 162V161H129ZM134 162V161H133ZM132 162V164H133ZM148 161H146L147 164ZM60 163V162H59ZM117 163V162H115ZM136 163V162H135ZM61 164V163H60ZM88 164V163H87ZM131 164V163H129ZM131 164V166H132ZM138 164V163H137ZM136 164V165H137ZM145 164V162H144ZM143 164V165H144ZM149 164V162H148ZM153 164V163H152ZM59 165V164H58ZM141 166V164H139ZM142 165V167H143ZM60 166V165H59ZM130 166V167H131ZM139 166V167H140ZM150 166V165H148ZM53 167V166H52ZM77 167V165H76ZM92 167V166H91ZM129 167V166H128ZM129 167V168H130ZM152 167V166H151ZM150 167V168H151ZM173 167V168H170ZM127 168V167H126ZM141 168V167H140ZM138 169V167H136V169H138V171L140 172L141 169ZM149 168V167H148ZM146 168V169H148ZM155 168V167H153ZM152 168V169H153ZM156 168L159 169V167L156 165ZM52 169V168H50ZM80 169V168H79ZM78 169V170H79ZM92 169V168H91ZM90 169V170H91ZM110 170V168H108ZM144 169V167L142 168V170ZM145 169V170H146ZM1 170V168H0ZM84 170V168H83ZM107 171L108 175L104 177L110 176L109 172L111 171ZM114 170V169H113ZM112 170V171H113ZM117 170V169H116ZM125 170V169H124ZM173 170V171H172ZM56 171V170H55ZM53 172L52 175H54ZM86 171V170H85ZM131 171H134L131 169ZM136 171V170H135ZM137 171V172H138ZM144 171V170H143ZM149 171L156 172L155 178L160 177V174H157L156 169L155 170H150ZM164 171V172H165ZM172 171V172H171ZM76 172V171H75ZM117 171H115L116 173ZM127 172V171H126ZM145 172V171H144ZM147 172V171H146ZM160 172V171H159ZM166 172V173H167ZM69 173V172H68ZM84 173V172H82ZM89 173V171L87 172ZM86 173V174H87ZM134 173V172H133ZM149 173V172H148ZM154 173V172H153ZM161 173V172H160ZM163 173V171H162ZM161 173V174H162ZM50 174V173H49ZM74 174V173H73ZM72 174V177L74 176ZM155 174V173H154ZM37 175V174H36ZM85 175V174H84ZM139 175L140 178L142 177L140 174H136ZM152 175V173H151ZM164 175V173L162 174ZM166 175V174H165ZM169 175V174H168ZM3 176V178H4ZM40 174H39V178H40ZM69 176V175H68ZM112 176V175H111ZM133 176H135V174H133ZM170 176V177H171ZM42 177V176H41ZM60 177V176H59ZM75 177V176H74ZM77 177V176H76ZM80 178H82V176H79ZM103 177V178H104ZM116 177V176H115ZM121 177V176H120ZM154 177V175L152 176ZM163 177V176H162ZM161 177V178H162ZM165 177V176H164ZM163 177V179H164ZM2 178V179H3ZM5 180L7 181L8 179ZM43 178L46 179V177L43 176ZM51 178V176H50ZM56 177H54L55 179ZM79 178V179H80ZM101 178V177H100ZM138 178V176H137ZM143 178V177H142ZM49 179V177H48ZM69 179V178H68ZM77 179V178H76ZM98 179V178H97ZM105 179V178H104ZM103 179V180H104ZM145 182H149L146 180L145 176L144 178ZM149 179V178H147ZM152 179V178H151ZM149 179V180H151ZM154 179V178H153ZM215 179L217 181H215ZM24 180V179H23ZM66 180V179H64ZM74 180V179H73ZM102 180V178H101ZM103 180H102V184H103ZM109 179H107L108 181ZM114 180V179H113ZM158 180V179H157ZM162 179H160L159 181H161ZM14 181V182H13ZM25 181V180H24ZM62 181V180H61ZM79 181V180H78ZM77 181V182H78ZM81 181V180H80ZM143 181V180H142ZM154 181V180H153ZM156 181L155 182H159ZM164 183V180H162ZM161 181V182H162ZM1 182V181H0ZM3 182V181H2ZM5 182V181H4ZM54 182V181H53ZM57 182V180L55 181ZM75 181L76 184H80V182L77 183ZM92 182V181H91ZM96 182V181H95ZM105 182V181H104ZM152 182V181H151ZM166 182V179H165ZM6 183V182H5ZM42 183V181H41ZM62 183V182H61ZM61 183L59 182V184L61 185ZM94 184V182H92ZM140 183L142 184V182L140 181ZM139 183V184H140ZM154 183V182H152ZM4 184V183H3ZM57 184V183H56ZM74 184V183H73ZM72 184V185H73ZM18 185V184H17ZM26 185V184H25ZM45 185V184H44ZM58 185V184H57ZM70 185V184H69ZM96 185V184H95ZM100 185V183H99ZM138 185V184H137ZM136 185V186H137ZM143 185V184H142ZM147 185V184H146ZM59 186V185H58ZM58 186H56L58 188ZM81 186V185H80ZM85 186V185H83ZM82 186V187H83ZM87 186V184H86ZM85 186V187H86ZM102 186V185H101ZM101 186L99 187L101 189ZM127 186V185H126ZM129 188L131 189V186L128 185ZM164 186V185H163ZM55 187V188H56ZM69 187V186H68ZM67 187V188H68ZM78 187V185L76 186ZM81 187V188H82ZM88 187V186H87ZM97 187V186H96ZM103 187V186H102ZM125 187V186H123ZM122 187V188H123ZM146 187V186H143ZM160 187V186H159ZM181 187V188H182ZM24 188V186H23ZM30 188V187H29ZM51 188V187H49ZM66 188V187H65ZM75 188V187H74ZM119 189V187H117ZM116 188V189H117ZM127 188V187H126ZM128 188V189H129ZM34 189V188H33ZM80 189V187H79ZM91 189V188H90ZM113 190H110V193L112 194L114 191V187L112 188ZM135 189V188H134ZM180 189V188H178ZM181 189V190H184ZM192 189V190H191ZM199 190L201 188H198ZM25 190V189H24ZM30 190V189H29ZM32 190V189H31ZM41 190V188H40ZM39 190V191H40ZM47 190V188H46ZM64 190V189H63ZM67 190V189H66ZM73 190V189H72ZM78 190V189H76ZM84 190V188H83ZM97 190V189H96ZM107 190V191H109ZM121 190V189H120ZM124 190V189H123ZM138 190V189H137ZM136 189L133 191H137ZM52 191V190H51ZM50 191V192H51ZM59 191V190H57ZM62 191V190H61ZM68 191V190H67ZM75 191V190H74ZM82 191V189L80 190ZM89 191V190H88ZM112 191V192H111ZM122 191V190H121ZM125 191V190H124ZM140 191V190H139ZM44 192V191H43ZM65 192V190H64ZM77 192V191H75ZM75 192H72L75 193ZM79 192V191H78ZM97 192V191H95ZM99 192V191H98ZM103 192V191H102ZM116 192V191H114ZM119 190L116 192L118 194ZM130 192V191H129ZM132 192V191H131ZM144 192V191H142ZM62 193V192H61ZM56 192V194H60V197L62 195V197H64V193L61 194ZM105 193V195H109L106 194L107 192H103ZM122 194V192H120ZM164 194V196H161L162 194ZM82 194V193H81ZM84 194V193H83ZM86 194V193H85ZM101 194V193H100ZM115 194V193H113ZM138 194V193H136ZM136 194H134V196H136ZM143 194V193H142ZM40 195V194H39ZM67 195V194H66ZM74 195V194H73ZM70 195V196H73ZM77 195V194H76ZM116 195V194H115ZM115 195L114 198H115ZM120 195V194H118ZM154 197H153V196ZM32 196V195H31ZM59 196V195H58ZM57 196V197H58ZM79 196V194L77 195ZM92 196V195H89ZM88 196V198H89ZM97 198V193L95 195ZM190 196V197H191ZM24 197V196H23ZM26 197V196H25ZM22 198V199H25ZM38 197V196H37ZM42 197V196H41ZM74 197V196H73ZM68 199L70 200L69 204L71 203V200H73L72 198ZM81 197V196H80ZM79 197V199H81ZM99 197V196H98ZM193 197V196H192ZM195 197V196H194ZM193 197V198H194ZM35 198V197H34ZM39 198V197H38ZM45 198V197H44ZM92 200L94 198L90 197ZM113 198V199H114ZM143 198V196H142ZM21 199V200H22ZM32 199V197H31ZM30 201H34L33 199ZM36 199V198H35ZM41 199V198H40ZM47 199V197H46ZM63 199V198H62ZM60 199V201L62 200ZM65 199V197H64ZM98 199V198H97ZM102 199V198H101ZM104 199V197H103ZM16 200V199H15ZM27 200V198L25 200H23L21 203ZM53 200V199H52ZM56 200V199H55ZM67 200V201H68ZM83 200H85V198H83ZM89 200V199H88ZM87 200V202H89ZM90 200V201H92ZM95 200V199H94ZM142 200V199H141ZM189 200V199H188ZM195 200V199H194ZM193 200V201H194ZM197 200H199L197 198ZM203 200V199H202ZM17 201V200H16ZM42 201V200H41ZM103 201V200H102ZM101 201V204H102ZM108 201V200H107ZM134 201V200H133ZM190 201V200H189ZM192 201V203H193ZM200 201V200H199ZM20 202V201H19ZM66 202V201H65ZM74 202V201H72ZM76 202H77V197H76ZM80 202V200H79ZM77 202V203H79ZM93 202V201H92ZM96 202V201H95ZM195 202V201H194ZM201 202V201H200ZM199 202V203H200ZM1 203V202H0ZM29 203H33V202H29ZM38 203V202H37ZM43 203V202H42ZM60 203V202H59ZM68 203V202H67ZM15 204H19L15 202ZM22 204V206L24 205ZM33 206H36V201L35 203H33ZM39 204V203H38ZM41 204V203H40ZM54 204V202H53ZM61 204V203H60ZM63 204V203H62ZM81 203H79L78 205H80ZM106 204V203H105ZM104 204V205H105ZM189 204V203H188ZM187 204V205H188ZM30 205V206H31ZM56 205V204H55ZM66 205V204H65ZM73 205V203H72ZM75 205V204H74ZM77 205V206H78ZM83 205V203L81 204ZM86 205V204H85ZM89 205V204H88ZM99 205V204H98ZM103 205V207H104ZM194 205V203H193ZM18 206V205H16ZM26 206V204H25ZM42 206V205H41ZM41 206H37L40 207ZM52 206V205H51ZM62 206V205H61ZM60 206V207H61ZM95 206V205H94ZM100 206V205H99ZM98 206V207H99ZM174 206V205H173ZM185 206V205H183ZM182 206V207H183ZM29 207V206H27ZM44 207V205L42 206ZM49 208V206H47ZM58 207V205H57ZM57 207H53V209ZM66 207V206H65ZM74 207V206H73ZM81 207H85L83 206H79V208ZM87 207V206H86ZM102 207V209H103ZM26 208V207H25ZM31 208V207H30ZM39 208V210H40ZM63 208V207H62ZM78 208V207H77ZM97 208V207H96ZM100 208V207H99ZM173 208V207H172ZM197 208V206H196ZM28 209V208H27ZM42 212H43V208ZM44 209L47 211V208L44 207ZM61 211V208H57ZM65 209V208H64ZM70 209V208H68ZM73 209V208H72ZM76 209V208H75ZM90 209V208H89ZM193 209V207H192ZM6 210V209H4ZM4 210L2 211L4 213ZM17 210V209H16ZM15 210V211H16ZM66 210V209H65ZM79 211L82 209H78ZM99 210V209H97ZM142 210V209H141ZM185 210H187L185 208ZM1 211V210H0ZM53 211V210H52ZM52 212L53 213H55ZM58 211V210H57ZM64 210H62L63 212ZM77 211V210H76ZM93 211V210H92ZM91 211V212H92ZM96 211V209H95ZM149 211V210H147ZM188 211V210H187ZM186 211V212H187ZM193 211V210H192ZM203 213V210H201ZM8 212V209L7 211ZM81 212V211H80ZM87 212V211H84ZM82 211V215L84 213ZM94 212V211H93ZM98 212V211H97ZM184 213V211H182ZM200 212V209H199ZM206 212V211H205ZM2 213V214H3ZM19 213V212H18ZM45 213V211H44ZM43 213V214H44ZM49 212L46 213V215ZM78 213V212H77ZM149 213V214H148ZM148 213H145L146 216L151 215L152 213L149 211ZM182 213V214H183ZM13 214V213H12ZM58 214V212L56 213ZM54 214V215H56ZM60 214V213H59ZM69 214H73L72 211ZM88 214V212H87ZM201 214V212H200ZM49 215V214H48ZM53 215V216H54ZM81 215V213H80ZM81 215V216H82ZM85 215V213H84ZM89 215H93L92 213ZM97 215V214H96ZM99 215V214H98ZM181 215V214H180ZM184 215V214H183ZM199 215V213L197 214ZM3 216V215H2ZM9 216V215H8ZM45 216V215H44ZM52 216V217H53ZM68 216H73V215H68ZM67 216V219H68ZM94 216V215H93ZM155 216V215H154ZM182 216V215H181ZM190 216V215H189ZM12 217V216H11ZM66 217V216H65ZM90 217V216H89ZM88 217V218H89ZM142 217V216H141ZM140 217V218H141ZM169 217V218H170ZM192 217V214H191ZM198 217V216H197ZM202 217V216H201ZM2 221H3V217ZM10 218V217H9ZM29 218V216H28ZM49 218V217H48ZM73 218V217H72ZM77 218V217H76ZM83 217H80V219H82ZM143 218V217H142ZM5 219V218H4ZM40 219V218H39ZM50 219V218H49ZM54 219V218H53ZM58 219V218H57ZM66 219V220H67ZM136 219V218H135ZM134 219V220H135ZM146 220V218H144ZM143 219V221L145 222V220ZM164 219V218H162ZM166 221H168L169 219L165 218ZM164 219V220H165ZM174 219V217H173ZM186 219V218H185ZM184 219V222H185ZM192 219V218H191ZM201 219V218H200ZM6 220V219H5ZM11 220V219H10ZM9 220V221H10ZM46 220V219H45ZM45 220L40 221V223L45 222ZM73 220V219H72ZM86 220V219H85ZM87 219V223H88ZM132 220V221H134ZM139 220V219H138ZM141 220V219H140ZM148 220V219H147ZM146 220V221H147ZM181 219L177 220L180 221ZM187 220V219H186ZM193 222H195L197 219H192ZM1 221V220H0ZM35 221V220H34ZM50 221V220H49ZM62 221V220H61ZM61 221L59 222V224L61 223ZM77 221V220H76ZM74 221V222H76ZM81 221V220H80ZM113 221V220H112ZM118 221V220H117ZM136 221V220H135ZM134 221V223H135ZM142 221V220H141ZM174 222V220H172ZM171 221V222H172ZM201 221V220H200ZM7 222V221H6ZM25 222V221H24ZM39 222V221H38ZM58 223V221L54 220V224H53V220L52 223L51 222H45V225L43 227L40 228V232L41 229L43 228L48 232L51 231H57L56 235L59 234L58 237H61L60 235L62 233V231L64 232L66 229L64 227V230L59 231L56 228V223ZM66 222V221H65ZM137 222V221H136ZM143 222V223H144ZM170 222V221H169ZM182 224L184 222L180 221ZM3 223V222H1ZM14 223V222H12ZM23 223V221H22ZM86 223V224H87ZM98 223V222H97ZM141 223V222H140ZM139 223V224H140ZM146 223V222H145ZM155 225H156V220H155ZM153 223V224H154ZM161 223V220H160ZM164 223V221H163ZM176 223V222H175ZM180 223V225H182ZM5 223H3L4 225ZM53 224V225H51ZM67 226L69 223H67ZM65 224V225H66ZM78 224V222H77ZM80 224V223H79ZM85 224V225H86ZM92 224V222H91ZM96 224V223H95ZM138 223H136L135 225H137ZM142 224V223H141ZM140 224V225H141ZM149 224H152L151 222ZM148 224V225H149ZM152 224V225H153ZM165 224V223H164ZM170 224V223H169ZM178 224V225H177ZM187 224V223H186ZM189 224V223H188ZM193 224V223H192ZM13 226V224H11ZM63 225V223H61V226ZM64 225V226H65ZM76 225V224H74ZM82 225V222L81 224ZM100 225V224H99ZM102 225V223H101ZM105 225V224H104ZM108 225V224H107ZM106 225V226H107ZM120 227L119 229H121L122 224H119ZM118 225V226H119ZM124 225L126 226V224L124 223ZM129 225H133L132 223ZM151 225V226H152ZM174 225V224H173ZM172 225V226H173ZM179 223H176V226H180ZM198 225V224H197ZM1 226V225H0ZM58 226V225H57ZM78 226V225H77ZM90 226V225H89ZM95 226V225H94ZM98 227V224L96 225ZM103 226V225H102ZM105 226V227H106ZM124 226V227H125ZM138 226V225H137ZM143 226V225H142ZM145 226V225H144ZM168 226V225H167ZM165 227L164 230H169V227ZM185 226V224H184ZM186 226V227H187ZM14 227V226H13ZM13 227L11 228L12 230ZM29 227V226H28ZM87 227V226H85ZM104 227V226H103ZM104 227V228H105ZM117 227V225H116ZM123 227V226H122ZM130 227V226H129ZM141 227V226H140ZM155 227V226H154ZM209 227V228H208ZM39 228V227H38ZM60 228V226H59ZM71 228V227H70ZM90 228V227H89ZM92 228V227H91ZM94 228V227H93ZM101 228V227H99ZM114 228V226H113ZM112 228V229H113ZM126 228V227H125ZM124 228V229H125ZM137 228V227H136ZM152 228V227H151ZM150 228V229H151ZM157 228V227H155ZM162 228V227H161ZM173 228V227H172ZM180 228V227H179ZM29 229V228H28ZM27 229V230H28ZM61 229V228H60ZM59 229V230H60ZM76 230H78L77 228H74ZM73 229V231H74ZM130 229V228H129ZM144 229H149L146 228ZM143 229V230H144ZM187 229V228H186ZM192 229V230H191ZM9 230V229H7ZM6 230V231H7ZM26 230V228H25ZM75 230V231H76ZM87 230V228H86ZM118 229H116L115 231L117 232ZM126 230V229H125ZM137 230V229H136ZM145 230V233L146 231ZM153 230V229H152ZM156 230V229H155ZM153 230V231H155ZM175 230V228H174ZM67 231V230H66ZM65 231V233H66ZM75 231L73 233H75ZM94 232L96 230H93ZM92 231V232H93ZM98 231V230H97ZM122 231V229L120 230ZM130 231V230H129ZM151 230H149L148 232H150ZM157 231V230H156ZM161 232H165L163 230L160 229ZM171 232V230H169ZM168 231V232H169ZM176 231V230H175ZM181 231V228H180ZM198 231V230H197ZM8 232V231H7ZM47 232V234H48ZM68 232V231H67ZM104 232V231H103ZM113 232V231H112ZM119 232V231H118ZM117 232V233H118ZM143 232V231H142ZM158 232V231H157ZM169 232V233H170ZM174 232V231H173ZM201 232V231H200ZM16 233V232H15ZM31 233V232H30ZM35 233H39L36 232ZM43 236H46L47 234L42 232ZM83 233V232H81ZM86 233V232H85ZM106 233V232H105ZM108 233V232H107ZM122 233V232H121ZM124 233V232H123ZM128 233V231H127ZM131 233H134L133 231ZM129 233V234H131ZM136 233V232H135ZM139 233V232H138ZM151 233V232H150ZM153 233V232H152ZM198 233V232H197ZM20 234V233H19ZM33 234V233H32ZM34 234L33 236L37 235ZM70 236V233H68ZM87 234V233H86ZM103 234V233H101ZM125 234V233H124ZM124 234H121V236H123ZM141 234V233H140ZM175 234V232L173 233ZM171 234V236L173 235ZM176 234H180V233H176ZM14 235V234H13ZM17 235V233L15 234ZM54 235V238L56 239L57 236ZM72 235V234H71ZM96 235V234H94ZM115 235V234H114ZM127 234H125V237L128 238V236H126ZM135 235V234H134ZM150 235V234H148ZM156 235V234H155ZM159 235V234H157ZM163 235H166L163 234ZM181 235V234H180ZM19 236V235H18ZM21 236V235H20ZM23 236V235H22ZM27 235L24 236L23 240L26 239ZM38 237L40 236L37 235ZM49 236V235H47ZM52 236V235H51ZM50 237H47L49 239V241L52 239ZM65 237V235H63ZM79 236V237H78ZM84 236V235H83ZM91 236V235H88ZM87 236V237H88ZM97 236V235H96ZM131 236V235H130ZM147 236V235H146ZM169 236V235H168ZM168 236L167 239L165 240V242L168 240ZM2 237V234H1ZM12 237V234H4L3 233V237L0 239V247H4L10 239ZM16 237V236H15ZM31 237V235H30ZM36 237V236H35ZM71 237V236H70ZM79 239H78V238ZM86 237V236H85ZM92 237V236H91ZM94 237V236H93ZM99 237V235H98ZM101 237V236H100ZM109 237V238H108ZM120 238V236H118ZM124 237V238H125ZM159 237V236H158ZM165 237V236H164ZM170 237V236H169ZM177 239H176V238ZM200 237V236H199ZM198 237V239H199ZM19 238V237H18ZM40 238V237H39ZM39 238H34V241L36 240V242H40L37 239ZM83 238V237H82ZM108 238V240H107ZM122 238V239H124ZM145 238V236H144ZM152 238V237H151ZM172 238V237H171ZM171 238L168 241H171ZM197 238V237H196ZM205 238V237H204ZM17 239V238H15ZM21 240V238H19ZM28 239V238H27ZM27 239L25 241H27ZM41 239V238H40ZM39 239V240H40ZM42 239H45L44 237ZM41 239V240H42ZM71 239V238H68ZM84 239H89V238H84ZM91 239V238H90ZM93 239V238H92ZM126 239V238H125ZM143 238H141L140 240H142ZM194 239V238H193ZM201 239V238H200ZM13 240V239H12ZM29 240V239H28ZM54 240V239H52ZM57 240V239H56ZM56 240H54V242H49L48 240L46 241H41L40 246L39 243L36 244L37 248L41 251L40 252V256L37 257V260H34L33 258L31 259H27L28 257V252L30 251V248L28 247H24L22 245V248L20 247H15L13 254L11 255H0V264H26L28 262H32V264H44V260H45V264H77L79 261L78 259L81 257L80 253H75V258L76 259H70V256L68 255V253H70L71 251H69L67 248V254L65 252L62 251L60 245L58 242H55ZM80 241L79 242H77ZM112 240L117 241L116 243H114ZM156 241V239H154ZM159 240V239H158ZM163 240V239H162ZM112 241V242H111ZM194 241V240H193ZM198 241V240H196ZM15 242V241H14ZM23 242V241H22ZM21 242V244H22ZM29 241H27L28 243ZM33 242V241H32ZM28 243L31 244V250H33L35 247H33V243ZM140 242V243H137ZM203 242V241H202ZM17 243V242H16ZM20 243V242H19ZM114 243V244H113ZM146 243V242H145ZM204 243V242H203ZM11 244V243H10ZM19 244V246L21 245ZM134 244V245H132ZM200 244V243H199ZM26 245V244H25ZM35 245V244H34ZM147 245H150V243H148ZM203 245V246H204ZM101 246V245H100ZM104 245H102L103 247ZM134 248H133V247ZM146 246V245H144ZM151 246V245H150ZM33 248V249H32ZM164 248V247H163ZM36 249V248H35ZM34 249V250H35ZM64 249V250H65ZM9 250V249H8ZM33 250V251H34ZM37 250V249H36ZM78 250V251H77ZM5 251V250H3ZM11 251V250H9ZM33 251H30L31 253ZM2 252V251H0ZM39 253V251H37ZM145 252V255L150 254L149 256H145L143 257V253ZM9 253V252H8ZM29 253V254H31ZM259 253V254H258ZM34 253H32L31 255H33ZM37 254V253H36ZM91 256V254H89ZM93 255V253H92ZM87 256L88 255H84ZM35 257V255L33 256ZM52 257V258H50ZM95 257V256H94ZM101 257V256H100ZM53 262H50V260ZM36 259V257H35ZM69 259V260H68ZM85 259V258H84ZM83 259V260H84ZM91 259V257L89 258ZM94 259V258H93ZM92 259V260H93ZM49 260V261H48ZM67 260V263H66ZM86 260V259H85ZM90 260V261H92ZM95 261V260H94ZM93 261V262H94ZM107 261V262H108ZM86 262V261H84ZM96 263V262H95ZM99 263V262H98ZM97 263V264H98ZM82 264V261H81ZM88 264V263H87Z\"/></svg>",
	"mask_w": 264,
	"mask_h": 264
}]
</instances>
